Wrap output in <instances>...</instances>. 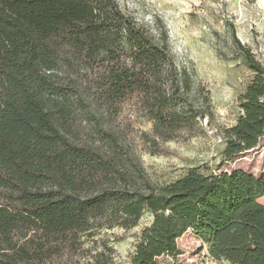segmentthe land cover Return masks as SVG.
Instances as JSON below:
<instances>
[{"label": "trees", "instance_id": "16d2710c", "mask_svg": "<svg viewBox=\"0 0 264 264\" xmlns=\"http://www.w3.org/2000/svg\"><path fill=\"white\" fill-rule=\"evenodd\" d=\"M224 130V163L264 140V68ZM132 109L152 124L137 131ZM206 86L177 64L164 26L118 0H0V264H114L101 232L143 228L130 264L176 258L189 232L214 262L264 264V172L191 169L155 184L138 151L165 155L213 121Z\"/></svg>", "mask_w": 264, "mask_h": 264}, {"label": "rangeland", "instance_id": "374dc122", "mask_svg": "<svg viewBox=\"0 0 264 264\" xmlns=\"http://www.w3.org/2000/svg\"><path fill=\"white\" fill-rule=\"evenodd\" d=\"M139 23L154 29L165 27L179 66L194 71L196 85L206 86L213 103L214 119L202 123L204 132L189 141L166 145L165 155L151 156L136 145L151 180L166 186L184 177L191 169L209 168L216 173L242 169L251 174L264 172V140L259 148L233 163H224V130L236 124L241 114L239 101L255 77L238 53L232 34L252 52L264 68V0H118ZM125 118L137 131L151 132L152 124L130 108ZM264 206V196L258 199ZM153 216L145 214L137 228L101 232L116 249L114 264H130L143 228ZM176 258L161 257L158 264H229L209 258L208 247L189 232L178 240Z\"/></svg>", "mask_w": 264, "mask_h": 264}, {"label": "built area", "instance_id": "2783aa9c", "mask_svg": "<svg viewBox=\"0 0 264 264\" xmlns=\"http://www.w3.org/2000/svg\"><path fill=\"white\" fill-rule=\"evenodd\" d=\"M226 171H229V170H226Z\"/></svg>", "mask_w": 264, "mask_h": 264}]
</instances>
